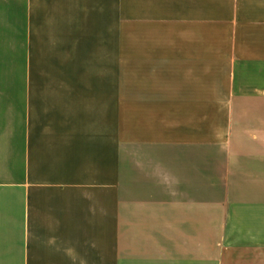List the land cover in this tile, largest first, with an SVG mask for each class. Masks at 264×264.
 Returning a JSON list of instances; mask_svg holds the SVG:
<instances>
[{
	"label": "crops",
	"instance_id": "1",
	"mask_svg": "<svg viewBox=\"0 0 264 264\" xmlns=\"http://www.w3.org/2000/svg\"><path fill=\"white\" fill-rule=\"evenodd\" d=\"M0 264H264V0H0Z\"/></svg>",
	"mask_w": 264,
	"mask_h": 264
}]
</instances>
